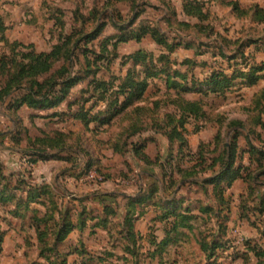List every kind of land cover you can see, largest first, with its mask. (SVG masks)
Segmentation results:
<instances>
[{
	"label": "rangeland",
	"instance_id": "1",
	"mask_svg": "<svg viewBox=\"0 0 264 264\" xmlns=\"http://www.w3.org/2000/svg\"><path fill=\"white\" fill-rule=\"evenodd\" d=\"M105 1L0 0V59L6 57L5 68L11 66V57L18 50L49 51L63 34L69 33L73 27L76 31L82 27V19L77 15L89 17L93 9L102 7ZM182 1L136 0L137 6L134 9L132 0L112 2L108 8L112 11L110 14H115L117 10L122 18L103 16L101 21L104 27L99 36L88 43H81L76 51L78 63L75 62L66 76L59 80L61 83L65 77H68L67 81L70 79L69 91L63 97L52 98L44 106L30 107L19 104L18 99L23 91L13 89L6 100L0 102V176L3 175L0 188L6 187L25 200L32 190L46 183L52 189L50 194H56L59 208L62 209L71 201L72 211L78 210V202L74 203L75 198L72 196L65 198L58 195L62 188L76 196L105 195L104 192H109V195H114L109 197L115 199L116 210L121 211L122 195L145 192L156 180L159 181L162 177L160 163L178 148L180 141L170 142L164 130L172 125L167 115L175 114L176 118L179 117L176 105L169 102L178 97L198 101L206 114L204 118H188L185 122L182 134L186 147L196 154L194 157L183 158L182 167L195 164L199 160V150L206 163H209L213 156L228 150L230 144H235L238 156L236 163L244 166L250 164L252 175L256 174L258 170L254 169L256 163L252 160L256 156H251L250 162L248 151L249 144L264 149V100L261 98L264 70L257 72L262 77L256 83L245 85V78H238L234 80L237 84L222 94L212 92L208 88L210 85L202 84L201 81L213 71L221 70L230 75L236 69L247 73L251 67L263 63L264 23L254 22L251 11L243 15L233 11L232 6L227 4L229 0H200L204 3V11L208 12V17L200 22L183 13ZM232 1L240 5L238 0ZM255 4L264 7V0L251 3ZM135 9L139 10V14L129 28H137L140 24L159 27L167 37L171 51L148 35L139 41H118L119 36L128 31V27L118 28L112 22L127 25ZM179 22L190 25L185 27ZM94 23L95 19L92 18L86 21L85 30H91ZM195 23L202 27H194ZM106 38L110 40L106 42ZM16 44L20 47H15ZM220 45L226 56L234 58L220 56ZM139 52L147 55H137ZM162 53L168 54V63L158 61ZM83 57L89 62L88 65L82 60ZM185 59H192L195 63L184 64ZM163 62L172 70L188 72L186 80L174 77L187 85V91L167 88L166 76L162 74L154 78L147 77L148 84L139 97L135 95V90L133 99L126 101V94H121L117 96V104H112L116 97L114 91L120 89L129 70L135 71V79L139 81L146 77L147 69L153 65L159 67ZM3 66L0 62V80ZM57 68L58 62H55L49 71ZM193 83L196 85L193 86ZM64 84H58L55 91H59ZM232 121H240L243 126L237 128L231 124ZM136 127L150 129L127 137L129 131ZM217 135L219 137L216 141ZM139 145H144L142 151L150 160L159 156L158 161L148 164L139 160L134 151ZM42 148L54 157L34 156ZM34 158L37 161L31 162ZM210 173L215 176L217 170H210ZM245 175L246 171L242 170L241 175L233 178L225 190L227 204L221 211L226 217L223 232L219 233L223 220L221 216L216 219L207 218L201 228L207 240L219 234V237L227 241L224 253L218 258L207 257L206 253L196 250L199 238L195 242L191 231V234L184 236L182 247L176 248V258L173 255L171 260V257L168 258L170 255L166 254L167 261H178L177 264H246L244 255L247 257L246 262L256 261L253 251L247 250L246 241L264 250V205H259L260 199L264 198V174L248 182L243 179ZM241 180L245 188L240 184ZM227 181L222 179L221 184L225 186ZM186 183L182 191L189 198L186 200L190 201V207L196 205V199L202 198L213 208L207 214L214 216L220 201L213 188L210 193H204L200 186L191 185L189 180ZM160 190L163 189L159 187L158 193L165 195ZM233 191L239 192L238 198H234L237 199L240 222L234 220L229 228L227 224L232 210L230 194ZM41 196L38 201L44 204L28 202L27 209L21 205L19 211L24 213L23 218L11 213L17 208L15 200L0 201V230L13 227L17 231L9 235L7 242L4 240L6 232L3 234L0 264H48L39 255L37 231L30 222L32 215L36 213L41 217L46 208L52 206L48 195L45 194V199ZM59 197L65 199L60 200ZM154 208L147 205L146 213L135 221V228L141 234L140 249L136 256L124 251V243L119 240L118 231L122 229L123 223L119 212L105 228H100L102 232L90 228L91 234L86 241L91 247V253L103 258L102 261H129L130 264L134 261H160L159 255L151 258L148 251H145V247L149 246V234L158 225L151 220L158 213ZM247 223L255 227L258 236H251L247 229L250 226L244 227ZM20 239L22 247L19 245ZM68 251L63 246L59 247L60 255L57 258L60 259ZM46 254L53 259L54 255L49 252ZM80 261L91 260L85 255Z\"/></svg>",
	"mask_w": 264,
	"mask_h": 264
},
{
	"label": "trees",
	"instance_id": "2",
	"mask_svg": "<svg viewBox=\"0 0 264 264\" xmlns=\"http://www.w3.org/2000/svg\"><path fill=\"white\" fill-rule=\"evenodd\" d=\"M125 0H106L102 7H96L93 9V13L89 15V17H83L82 15H77L80 19H82V27L76 31L75 27L71 29L69 33L63 34L57 40L49 51L46 52H21L18 50L11 57V66L7 69L5 68V56L0 59L3 66V74L0 80V102H4L9 94L13 91V89H20L23 91L19 104H25L30 107L44 106L46 103L50 102L53 98L63 97L69 91L70 79L67 81L68 77L59 83L60 78L66 76L70 68L74 65V63H78V54L76 51L79 46L83 42V44L88 43L96 39L101 33L104 24L101 21L103 16H109L110 18L117 17L121 19V14L116 10L115 14H110L109 6L113 2H121ZM133 5L132 9H134L137 4L136 0H132ZM228 5L232 6L233 11H236L238 14H246L248 11H251L252 19L256 23H264V7H260L259 5H251L247 8H242L237 1L229 0L227 2ZM181 9L184 14L189 17H195L200 22L205 20L208 17V12L204 11V3L200 0H183ZM139 14V10L135 9L129 23L125 26L118 25L116 22H112V24L118 28H127V32L123 33L119 36L118 41H127V39H134L136 41L141 40L144 36H150L156 43L164 46L168 51L172 50L170 43H168L167 37L161 32L159 27L152 26L149 24H140L137 28H129L135 21V18ZM95 19V23L91 30L86 31L84 26L86 21L90 19ZM180 25L188 27L190 24L186 22H179ZM194 27H202L198 23L193 25ZM110 38H106L105 41H109ZM15 47H20V45L16 44ZM222 45L219 46V55L225 57L227 59H233L234 57L226 56L222 51ZM240 47V46H239ZM242 47V43H241ZM14 50V47L12 48ZM239 50V48L237 49ZM85 55V52H83ZM137 55H147L143 54V52H139ZM136 57V56H135ZM86 65L89 62L86 61L85 57L82 59ZM165 61L168 63L169 57L168 54L162 53L159 55L158 61ZM58 62V68L54 71H49L50 67L53 63ZM183 63H195L192 59H185ZM264 70V62L259 65L253 66L250 68V71L247 73H243L242 71L234 69L233 72L229 75L225 73V71H213L204 81H201L202 84L210 85L209 90L212 92H217L222 94L227 88L233 86L235 83V79L245 78L243 82L245 85H252L256 83V81L262 77V75H258L257 72H261ZM147 75L143 79L137 81L135 79V71L129 70L126 76V80L123 81L119 90L114 91L116 97L112 101V104H117L118 98L117 96L123 94L125 96V100L129 101L134 98L135 90L136 96L139 97L143 92L144 88L147 86V77H156L158 75H165V83L167 88H174L176 90L187 91V85L179 82V80L174 79H187V71L181 72L178 70L170 69V66H166V63H162L161 66L153 65L151 69H147ZM64 84L61 89L55 91V87L58 84ZM185 85V86H184ZM196 84L193 83V86ZM261 98L264 100V89L261 93ZM172 104L176 105V113L179 114V117L176 118L175 114L167 115L169 124H172L168 130L164 129L167 137L170 142L179 140L178 148H176L173 153L169 154L168 159H164L163 162L160 163V168L162 170V186L164 194L158 193L159 191V181L156 180L154 184H151L147 191L140 193L139 195L128 199V203L126 204L125 214L122 215V229H119L118 233L120 235L119 240L124 243L123 249L136 256L138 250L140 249L139 238L141 234L135 229V221L141 215H144L147 211V205L154 206V210L157 214H155L151 220L156 223L162 224V230L164 237L159 240L156 235L157 227H154V231L149 234V246L145 247L148 251V254L151 258H155L156 256H160V261H164L163 256L168 253V245L174 241L178 236H184L182 229L185 228L187 230H192L197 222L198 217L191 213V208L189 206H184L183 202L186 200L184 197H176V189L185 185L186 182L191 179L199 176L205 171L213 170L215 172L217 170V174L213 176L211 179H208L203 182L213 184V190L215 195L219 197V205L218 208L214 212V216L216 218L223 219L220 224V231L222 233L224 230V221L226 217L221 214V211L224 209V205L227 204L225 200L224 193L227 187L230 186L231 180L238 175H241V171L245 170L246 175L243 178L244 180L252 181L257 179L259 175L264 174V149L258 148L253 144H249V159L251 162V156H256L255 161L256 166L254 169L258 171L256 174L252 175L253 168L249 166H244L240 163H236V147L235 144H230L228 150H223L219 152L216 156H213L209 159V163L205 161L204 155H200V150L197 151L199 153V160L192 165H187L186 167H182L183 158L186 156H193L196 154L195 152H191L187 149L186 140L182 134V131L185 129L184 125L188 118L200 119L205 117V111L202 109L201 104L195 100H187L182 97H178L177 99H173L171 101ZM168 102V103H169ZM259 103V99L256 101ZM123 104V103H122ZM156 106V103L154 104ZM235 127H241L243 124L240 121H232L231 123ZM157 126V125H156ZM166 126V125H165ZM263 126V124H261ZM166 128V127H165ZM150 128H139L131 129L128 136H135L144 132L145 130H149ZM237 134V133H236ZM235 134V137H236ZM218 135L216 136V141L218 140ZM53 145V144H51ZM144 145H139L135 148L136 156L144 163L155 164L159 156H155L154 160H150L147 155L142 151ZM200 146H203L200 144ZM49 147V146H48ZM50 148V147H49ZM201 148V147H200ZM43 149V148H42ZM187 152V153H186ZM38 154L44 158L52 156V154L48 153L47 150H38V152L34 155L38 157ZM54 157V156H52ZM58 158V157H57ZM60 158V157H59ZM68 160V159H67ZM31 162L37 161L36 158L30 160ZM217 169L214 170V168ZM1 174V171H0ZM3 175L0 176V182ZM241 177V176H240ZM228 180L225 186L221 184V180ZM192 184L194 182H191ZM195 184V183H194ZM250 184V183H249ZM249 189H252V187ZM50 190H52L49 184H42L36 187L34 190L30 192L27 199H22L17 197L14 193L10 192L6 187L0 188V201H12L15 200L16 209L11 213L15 217H24V213L19 211L21 205H24V208L27 209L28 202H37L42 203V201H38L41 195H43V199L45 194L49 196L51 207H47L46 211L42 214L41 217L37 215H32L30 218L31 224L36 228V242L37 249L39 250V255L43 256L48 264H67V256L70 253L78 254V257L84 258L86 255L87 259L91 261L97 259L102 261L103 258L100 256H94L91 251H88L83 245H80L79 248H75L74 250L68 251L63 255L60 259L57 258L60 255L59 247L62 245V242L68 236V234L76 227L83 228L86 223V219L96 218V222L93 224V227L105 228L107 224L112 221L114 215H118L117 211H115L114 207L110 204H107V199L109 195H99L97 194L95 197L100 200V204L102 205V215L97 214L96 216L92 215V211L89 212L86 206L81 205L82 199H79V208L78 210L74 209L72 211L73 206L65 205L64 207L59 208L58 203L56 201V194H50ZM42 191V193H37ZM54 192V191H53ZM55 193V192H54ZM172 199H167V198ZM60 198V197H59ZM112 198V197H110ZM264 205V198L260 199L259 205ZM211 206H205L200 208L203 212L209 213L212 211ZM261 211V209H259ZM209 218V217H208ZM202 219V218H201ZM207 219H202L199 226L203 227V223H205ZM202 229L199 232V248L203 253H206L207 257H219L222 253H224L227 248V241L223 239V237L217 236L213 237L212 240H207V235H203ZM264 233V231H263ZM4 231L0 230V243L3 238ZM148 236V235H147ZM173 239V241H172ZM198 240V239H197ZM247 250L253 251V254L256 258L255 264H264V250L257 249V245L251 246L250 242L246 241ZM136 251V253H135ZM46 252L54 255L53 259L50 256H47ZM126 254V253H124ZM244 261L246 262L247 257L244 255ZM80 261V260H79ZM165 261H167L165 259ZM137 264L138 261H135ZM30 264H43L39 262H32ZM78 264H88V261H80Z\"/></svg>",
	"mask_w": 264,
	"mask_h": 264
},
{
	"label": "crops",
	"instance_id": "3",
	"mask_svg": "<svg viewBox=\"0 0 264 264\" xmlns=\"http://www.w3.org/2000/svg\"><path fill=\"white\" fill-rule=\"evenodd\" d=\"M238 1L240 3V6H242L244 8L250 7L252 2H260V0H238ZM209 173H210L209 170L205 171L202 174H200L199 176L195 177L194 179H189V183L191 185L200 186V188L202 189V191L204 193H210L211 190H212L213 184H210V183H204L203 184L204 181H206L208 179H211L214 176V175H212V173H210V174ZM49 181L50 180L48 179L47 182H49ZM190 181L194 182L195 184L194 183L192 184ZM235 182H237V180H235ZM239 183H240V181H239ZM239 183H237V184H239ZM187 184L188 183H186L185 185H187ZM240 184L242 185L243 188H245V184L243 183V181ZM159 186H160V189L163 188L162 179L161 178L159 179ZM183 187L184 186H181L180 188L176 189V197L175 198H179V197L186 198L185 193L182 191ZM60 188H62V187L60 186ZM160 191L162 192L163 190H160ZM233 192L234 193L230 194V196L232 198V210L230 212L229 221H228V224H227L229 228H230V223L232 224V222H234V220H237L238 222H240V220L238 219V205L236 203L237 199L235 200L236 197L238 198L237 194L239 192L238 193L236 191H233ZM104 194L105 195H109V192L108 193L104 192ZM139 194L140 193H138L137 195H139ZM58 195H60L61 197H65V198H68L69 196L74 197L75 198L74 199V203H75V201H77L78 202V206L80 204L78 200L82 199L81 205L86 206V208H87V210L89 212L92 211V215L93 216H96L97 214L102 215V205L100 204V200H98V198L95 197L97 194L89 195V196L86 195V194L85 195L76 196V195L68 192L64 188H62V191H59ZM99 195H102V194H99ZM137 195H130V194L122 195V197H123V203H122L123 209H121V211L116 210L117 205L115 204L116 203L114 201L115 199H112L113 197L112 198L108 197L107 204L112 205L114 207L115 211L119 212L120 215H123V214H125V211H126L125 207H126V204L129 201L128 199L133 198V197H135ZM109 196H114V195H109ZM234 196H235V198H234ZM65 198H63V199H65ZM63 199L60 198V200H63ZM167 199L169 200V199H172V198L169 197ZM186 199H189V198H186ZM198 199H201L202 201H199ZM198 199L195 200L196 205L194 207H190L191 204H189V202H190L189 200H185L183 202V205L184 206L185 205L189 206L191 208V213L198 217L197 222H196V224H195V226H194V228L192 230H187L185 228L182 229L183 233L185 234L184 236L191 234V231H192V234L195 237V239H194L195 242L199 238L198 235H199L200 229L202 228L201 226H199V223H201L202 219H204V218L207 219L208 217L209 218H212V217L215 218V216L208 215L206 212H203L202 210H200V208H203L205 206H210V203H206L205 200H203L202 198H198ZM117 200L119 202V199H117ZM185 202H186V204H185ZM70 203H71V201H69L65 205H69ZM95 222H96V218H93V219L87 218L85 226L83 228H79L78 226H76L68 234V236L62 242V245L60 247L63 246L65 248H67L69 251H71V250H74L75 248H79L80 245H83L88 251H91L90 250L91 247L87 244V241H86V239L89 237L88 235L91 234V233H89L90 232V228L96 230L97 232L98 231L102 232V230H100V227H93V224ZM156 224H158L157 225V230H156V235L158 236V239L161 240L164 237L163 230H162V224L159 223V222L156 223ZM248 226H250V227H248ZM244 227H248L247 229L249 230L251 236H255L256 234L258 236L257 230L252 225L247 223V224H244ZM14 230L15 229L13 227H8V228H6V230L5 229L3 230L4 233L6 232V236L4 237V240L6 242H7V239L9 238V235L11 233L17 232L16 230L15 231ZM7 234H8V236H7ZM184 236H178L176 239H174V241L172 239L173 242H171L168 245V255H170V256L168 257V255H166V257H168V258L171 257V260H173L172 256L174 255V258H176V256H175V254L177 253V251H176L177 249L176 248H179V247L181 248L182 247L181 245L185 241ZM33 242H35V241L33 240ZM19 245H20V247H22V240L21 239L19 240ZM195 249L196 250H200L199 247H197ZM166 257L163 256V258H166ZM78 260H80V257H78V254H76L75 252L74 253H70L69 256L67 257V264H78V263H80V261H78ZM255 262L256 261H248V262H245V263L246 264H255ZM177 263H178V261H138L137 264H177ZM88 264H130V262L129 261H88ZM133 264H136L135 261L133 262Z\"/></svg>",
	"mask_w": 264,
	"mask_h": 264
}]
</instances>
